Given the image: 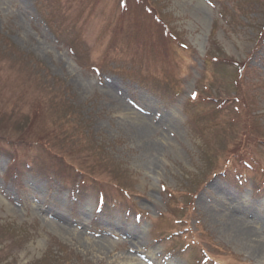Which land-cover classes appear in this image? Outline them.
I'll list each match as a JSON object with an SVG mask.
<instances>
[{"label":"rangeland","instance_id":"obj_1","mask_svg":"<svg viewBox=\"0 0 264 264\" xmlns=\"http://www.w3.org/2000/svg\"><path fill=\"white\" fill-rule=\"evenodd\" d=\"M235 207L264 220V0H0V264H264Z\"/></svg>","mask_w":264,"mask_h":264},{"label":"bare ground","instance_id":"obj_2","mask_svg":"<svg viewBox=\"0 0 264 264\" xmlns=\"http://www.w3.org/2000/svg\"><path fill=\"white\" fill-rule=\"evenodd\" d=\"M125 109L130 110V108L127 105H124ZM133 113L140 119L142 123V129L145 131H148L150 133H161V130H167V124H168V117L164 116L157 120V122H154V117H150L151 115L148 114H142L140 112H134ZM145 131V132H146ZM147 134V133H146ZM155 147L158 145L156 141L152 143ZM236 211V212H235ZM235 211L230 213V216L232 217V227L236 233V235L244 240L252 251L259 255L264 257V220L263 217H261L258 214L253 215V219H248V214L250 211L247 208H241L238 209L235 207ZM238 211V212H237ZM52 213V211H50ZM54 214V213H52ZM56 218H58L57 215L54 214ZM67 230V229H65ZM77 237H79L78 233ZM124 234V233H122ZM130 234V233H129ZM133 238V237H132ZM109 241L106 238H103L99 241H96L91 244V247L94 249L101 251L104 248H107Z\"/></svg>","mask_w":264,"mask_h":264}]
</instances>
